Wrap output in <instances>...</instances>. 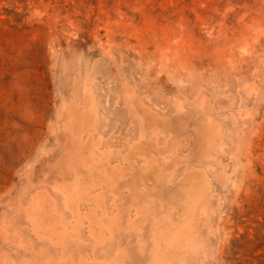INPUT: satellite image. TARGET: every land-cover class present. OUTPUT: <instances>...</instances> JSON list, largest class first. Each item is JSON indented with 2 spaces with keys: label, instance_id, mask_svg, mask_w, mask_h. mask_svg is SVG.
<instances>
[{
  "label": "rangeland",
  "instance_id": "obj_1",
  "mask_svg": "<svg viewBox=\"0 0 264 264\" xmlns=\"http://www.w3.org/2000/svg\"><path fill=\"white\" fill-rule=\"evenodd\" d=\"M158 176L190 264H264V0H0V264H142Z\"/></svg>",
  "mask_w": 264,
  "mask_h": 264
},
{
  "label": "bare ground",
  "instance_id": "obj_2",
  "mask_svg": "<svg viewBox=\"0 0 264 264\" xmlns=\"http://www.w3.org/2000/svg\"><path fill=\"white\" fill-rule=\"evenodd\" d=\"M80 119V118H79ZM141 119L143 120V118L141 117ZM76 124V123H75ZM74 124V125H75ZM84 126V125H83ZM71 127H73V126H71ZM83 129V128H82ZM81 131H84V129L83 130H81ZM80 131V132H81ZM80 132H79V134H80ZM90 135H91V132H90ZM144 137V136H143ZM74 138H76V137H74ZM83 138V137H82ZM80 140V139H79ZM133 147V146H132ZM87 151H88V149H87ZM87 153V152H86ZM86 153H84V154H86ZM91 153V152H90ZM141 153V152H140ZM105 154V153H104ZM143 154V153H142ZM80 155V154H79ZM88 156V155H87ZM146 156H148V155H146ZM92 158V157H91ZM94 159H96V158H94ZM106 159V158H105ZM92 160H93V158H92ZM105 163L107 162V160H103ZM80 162H78V164H79ZM92 163H93V161H92ZM91 163V164H92ZM72 167V166H71ZM86 167H88V168H90V166L88 165H86ZM156 169V168H155ZM74 170V169H73ZM105 170H107V169H105ZM152 170V166L149 164L148 166H147V169H146V171L147 172H149V171H151ZM154 170V169H153ZM96 171V170H95ZM100 171V170H99ZM161 172H160V177H161V175H162V170H160ZM100 173V172H99ZM106 173V172H105ZM96 175H97V171H96V173H95ZM159 174V173H158ZM66 175V174H65ZM101 175V174H100ZM154 175H157V174H154ZM80 176H82V174L80 173ZM79 176V177H80ZM59 177V176H58ZM63 177V176H62ZM74 177V176H73ZM159 177V176H158ZM158 177H156V185H154L153 186V188L152 187H148V188H146L147 190H146V194H147V198L146 199H144V204H143V212L146 214L147 212L148 213H152L153 214V218H152V215H151V229H150V232H149V234H148V239L147 240H139V238L137 239V241L139 240V242L141 241V242H143V243H145V245H143V244H140V245H142V247L143 248H141V254H140V259H141V261H142V264H190L191 263V260H194L195 258H196V256H197V258H198V254H199V252H200V250L202 249V247H204L203 246V242L204 241H202V237L201 238H199V235H198V230H195V229H193L187 222H183L180 226H178V227H176L174 230H171V228H169V225L170 224H168V229L167 230H163V228H162V222H163V224H164V222L166 223L167 221H166V219L165 218H163V217H161L160 215H158V213H157V211H156V209H155V205L156 204H154V199L152 198V194H151V191L152 190H154L155 189V187H157V184H158V181H159V179H160V177L158 178ZM190 177V176H189ZM81 178V177H80ZM101 178V177H100ZM103 178H104V176H103ZM114 178H116V177H114ZM158 178V179H157ZM87 179V178H86ZM85 179V180H86ZM105 179V178H104ZM110 179V178H109ZM144 178H143V175H142V180H143ZM68 180V179H67ZM83 180L84 179H82V182H83ZM107 180V179H106ZM106 180H101L98 184H93V186L92 185H90V186H92L91 188H89V190H92V189H97V187L99 188V186L98 185H100L101 183H106L107 181ZM112 180H113V178H112ZM59 181V180H58ZM66 181V180H65ZM71 181V180H70ZM74 181V180H73ZM88 181V180H87ZM109 181H111V179L109 180ZM108 181V182H109ZM144 181V180H143ZM60 182H63V181H60ZM81 182V183H82ZM86 182V181H85ZM86 184V183H85ZM88 184H90L89 182H88ZM88 184H87V187H88ZM83 185V184H82ZM102 185V184H101ZM100 185V186H101ZM105 185V184H104ZM64 186V185H63ZM77 186V185H76ZM83 186H86V185H83ZM103 186V185H102ZM107 186V185H106ZM86 187V190L88 189ZM108 187V186H107ZM56 189V188H55ZM58 189V188H57ZM56 189V190H57ZM102 189H105L104 187L102 188ZM187 188H182V189H179V192H178V197H180L181 198V196L182 197H184L185 199L183 200V199H181V204H188V205H191L192 203L190 202V200H189V198H190V194H189V191H188V189L186 190ZM60 190H62V191H64L63 190V188H61ZM79 190V189H78ZM77 190V191H78ZM100 190V189H99ZM98 190V191H99ZM143 190V189H142ZM141 190V191H142ZM74 191V190H73ZM76 191V192H77ZM98 191H97V193H98ZM88 190H87V194H88ZM132 192H135V190H133ZM65 193V192H64ZM72 193H74V192H72ZM96 192H93V193H91L92 194V196H88L87 195V199H86V201H88V203H90V205L91 204H93V206L95 207V208H102L101 206H100V204H99V199H98V197H99V195L97 194V196L96 197H93V195L95 194ZM90 194V193H89ZM134 194V193H133ZM65 195H66V193H65ZM64 195V196H65ZM73 195V194H72ZM63 196V195H62ZM64 196H63V198H64ZM68 196V195H67ZM116 197V196H115ZM133 197H135V196H133ZM73 198V197H72ZM136 198H137V196H136ZM63 200H65V199H63ZM72 199L70 198V201H71ZM55 201V197L53 198V205H55L56 203L54 202ZM82 201V199L81 200H77L76 201V203H75V205H74V207H73V209L75 210V212H78V211H76V210H79L78 209V206L80 205L78 202H81ZM116 201V200H115ZM71 204V203H70ZM35 205H37V204H35ZM117 205V204H116ZM52 206V205H51ZM55 206H57V204L55 205ZM55 206H52V207H54L55 208ZM139 206H141V205H139ZM37 206H35V207H33V208H36ZM68 207V206H67ZM66 207V208H67ZM91 207V206H90ZM117 207V206H116ZM40 208V207H39ZM53 208V211L54 210H56V209H54ZM137 209V212H136V214L138 215H142V214H140V212H142V209H141V211L139 210V207H136ZM36 209H38V207L36 208ZM42 209H44V208H42ZM51 209V208H50ZM70 209V208H69ZM33 210H35V209H33ZM45 210V209H44ZM52 210V209H51ZM71 210V209H70ZM74 210H73V212H74ZM96 210V209H95ZM104 210V209H103ZM36 211V210H35ZM34 211V212H35ZM37 211H40V210H37ZM43 211V210H42ZM53 211H51L52 213H53ZM107 211V210H106ZM33 212V211H32ZM55 212V211H54ZM72 212V213H73ZM96 212V211H95ZM101 212V211H100ZM105 215H110V214H107L108 212H106L105 213V211H102ZM33 214H35V213H33ZM32 214V215H33ZM41 214H43V212L41 213ZM62 215H63V213H61ZM104 214H102V215H104ZM39 215V214H38ZM58 215L60 216V211L58 210ZM73 215V214H72ZM104 215V216H105ZM130 216H131V214H129ZM135 215V214H134ZM136 215V216H137ZM40 216V215H39ZM39 216H36L37 218L39 217ZM44 216V215H43ZM116 216H119V215H116ZM136 216L134 217V219L136 218ZM34 217H35V215H34ZM45 217V216H44ZM61 217V216H60ZM72 217V216H71ZM109 217V216H108ZM111 217V219L113 218V216H110ZM115 217V216H114ZM122 217V216H121ZM138 217V216H137ZM63 218V217H62ZM61 218V219H62ZM74 218V217H73ZM75 218H76V216H75ZM101 218H103V216H101ZM118 217H115L114 219V221H116V219H117ZM131 218V217H130ZM35 219V218H34ZM119 219H120V217H119ZM133 219V218H132ZM74 220H76V219H74ZM81 220V219H80ZM83 220V219H82ZM82 220L81 221H79V223H81V224H83V222H82ZM102 220V219H101ZM113 220V219H112ZM112 220H109V222H107V223H103V221H100L101 222V230L102 229H104V230H107L108 232L110 231V232H112L111 230H113V228H112V225H113V222H111ZM118 220V219H117ZM33 222H34V220H32ZM39 221V220H38ZM77 221V222H78ZM130 223H133L132 221L133 220H128ZM127 221V222H128ZM145 221V220H144ZM143 221V222H144ZM44 222V221H43ZM73 222V221H72ZM71 222V223H72ZM119 222V221H118ZM126 222V223H127ZM139 222V221H138ZM138 222L136 223L135 222V225L137 224V226L138 225H140V224H138ZM143 222H141V223H143ZM170 222V221H169ZM57 223V222H56ZM74 223H75V221H74ZM78 223V224H79ZM130 223H127L128 225L130 224ZM140 223V222H139ZM37 224H38V222H37ZM41 223H39L38 225H40ZM114 224H116V222L114 223ZM117 225V224H116ZM36 226V225H35ZM40 226H42V225H40ZM40 226H38V227H40ZM67 226V225H66ZM73 226H75V229H76V225H73ZM79 226V225H78ZM118 226H120V225H118ZM118 226L116 227L115 226V228H117L118 229ZM134 226V225H133ZM37 227V228H38ZM129 227H130V225H129ZM136 227V226H135ZM141 227V226H140ZM201 227V226H200ZM74 228V227H73ZM120 228H121V231H122V228L125 230V228H124V226L123 227H119V231H120ZM128 228V227H127ZM131 228V227H130ZM133 228V227H132ZM43 229H45L44 227H43ZM77 229H78V227H77ZM76 229V230H77ZM137 229H138V227H137ZM170 229V230H169ZM66 230V229H65ZM118 230H117V232H118ZM126 230H128V229H126ZM125 230V231H126ZM130 230V229H129ZM139 230H143V229H139ZM138 230V231H139ZM40 231V230H39ZM45 231H47V230H45ZM58 232H59V230H58ZM76 232V231H75ZM75 232H74V234H75ZM107 232V233H108ZM47 233V232H46ZM45 233V234H46ZM79 233H80V231H79ZM103 233V232H102ZM106 233V234H107ZM113 233H115V232H113ZM113 233H111L110 234V236L112 237L113 236ZM126 233V232H125ZM44 234V233H43ZM50 234V233H49ZM56 234H58V233H56ZM77 234V233H76ZM104 234V233H103ZM109 234V233H108ZM107 234V235H108ZM138 234V233H137ZM41 235V234H40ZM52 235V234H51ZM50 235V236H51ZM60 235V234H59ZM79 235V234H78ZM106 235V236H107ZM139 235V234H138ZM38 236V235H37ZM49 236V235H48ZM64 236V235H63ZM80 236V235H79ZM104 237V236H102L103 237V240H102V242H99V245L100 244H102L106 239H104V238H108L109 237V235L107 236V237ZM122 236H124V235H122ZM127 235H125V237H126ZM42 237V236H41ZM61 237V236H60ZM75 237H77V236H75ZM111 237H109V239H113V237L111 238ZM117 237V236H116ZM120 237V236H119ZM129 237V236H128ZM139 237V236H138ZM44 238H46V237H44ZM47 238H49V237H47ZM78 238V237H77ZM60 239H65V238H60ZM120 239H121V237H120ZM119 238H118V241H117V245L120 243V240ZM129 240H130V238H128ZM50 240H52V238L50 239ZM62 240H61V242H62ZM204 240V239H203ZM101 241V240H100ZM136 241V242H137ZM52 242V241H51ZM60 242V243H61ZM114 242V241H113ZM119 242V243H118ZM121 244V243H120ZM120 244H119V246H117V247H120ZM134 244V243H133ZM136 244V243H135ZM134 244V245H135ZM63 245V244H62ZM61 246V245H60ZM64 246V245H63ZM63 246H61L62 248H63ZM124 246V245H123ZM127 246V245H126ZM65 248L67 249V246H65ZM139 248V247H138ZM64 249V248H63ZM62 249V250H63ZM55 250H57V249H55ZM61 250V251H62ZM65 250V249H64ZM101 250H103V249H101ZM101 250H100V252H101ZM117 250H118V248H117ZM116 250V251H117ZM58 251V253H59V249L57 250ZM126 251V250H125ZM124 251V252H125ZM138 251H140V249H138ZM70 253V252H69ZM103 253H104V251H103ZM103 253H101V254H103ZM120 253V252H119ZM129 253V252H128ZM48 254V253H47ZM125 253H123V255H124ZM72 255H73V253H72ZM107 255V254H106ZM125 255H128V254H125ZM129 255H130V253H129ZM61 256H62V254H61ZM120 256V255H119ZM51 257V256H50ZM56 257V256H55ZM58 257H59V255H58ZM64 257H65V255H64ZM71 257V256H70ZM73 257V259H74V256H72ZM72 257H71V259H72ZM114 257V256H113ZM46 258V257H45ZM105 258V257H104ZM104 258H103V260H104ZM112 258V257H111ZM111 258H109V260H115L116 259V255H115V258L114 259H111ZM123 258V257H122ZM129 258H130V256H129ZM132 258V257H131ZM38 259V258H37ZM47 260H48V258H46ZM50 259H52L53 260V258H50ZM48 260V261H50L51 262V260ZM63 259V258H62ZM69 258H67V260H68ZM84 259V258H83ZM95 259V261H93L94 263L96 262V260H97V262H99V261H101L100 259L98 260V259H96V258H94ZM127 259V257L125 258V260ZM133 259V258H132ZM131 259V260H132ZM66 260V259H65ZM67 260H66V263H67ZM108 260V261H109ZM119 260V259H118ZM120 260H123L124 261V258L123 259H120ZM130 260V261H131ZM134 260V259H133ZM54 261V260H53ZM56 261H57V259H56ZM74 261V260H73ZM72 261V262H73ZM84 262H86L85 260H83ZM89 261H91L90 260V258H89ZM107 261V260H106ZM46 262V264H49V263H47V261H45ZM63 262H64V260H63ZM63 262H60V260H59V263H63ZM75 262V261H74ZM73 262V264H76V262L74 263ZM83 262V263H84ZM35 263V262H34ZM41 263V262H40ZM43 263V262H42ZM52 263V262H51ZM58 263V264H59ZM88 263V262H87ZM94 263H92V264H94ZM120 263V262H119ZM122 263H124L125 264V262H121V264ZM29 264V263H28ZM37 264V263H36ZM54 264V263H53ZM57 264V263H56ZM86 264V263H85ZM90 264V263H89ZM96 264H98V263H96ZM112 264H114V263H112ZM115 264H118V263H115Z\"/></svg>",
  "mask_w": 264,
  "mask_h": 264
}]
</instances>
